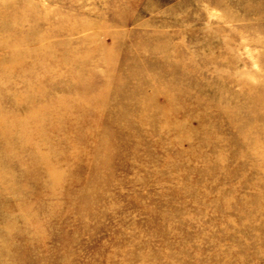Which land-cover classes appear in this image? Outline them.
Returning <instances> with one entry per match:
<instances>
[{
  "label": "rangeland",
  "instance_id": "obj_1",
  "mask_svg": "<svg viewBox=\"0 0 264 264\" xmlns=\"http://www.w3.org/2000/svg\"><path fill=\"white\" fill-rule=\"evenodd\" d=\"M0 120V264H264V0H0Z\"/></svg>",
  "mask_w": 264,
  "mask_h": 264
},
{
  "label": "bare ground",
  "instance_id": "obj_2",
  "mask_svg": "<svg viewBox=\"0 0 264 264\" xmlns=\"http://www.w3.org/2000/svg\"><path fill=\"white\" fill-rule=\"evenodd\" d=\"M6 125L8 126L9 124L8 123H5V122H3V121L0 120V135H1L0 139H4L5 136L7 137L12 132V129L13 128H10V127H13L12 124H11L10 127H7ZM44 136L47 139V136L46 135H44ZM38 158H39V156H38ZM47 160H48L47 158H45V159L42 160L44 162L43 163V166L45 167V169L48 172L49 176L52 177V178H54L53 176H56V174H55V172H53L49 168V166H47L48 165V161ZM2 170H4V169H1L0 168V174L2 173Z\"/></svg>",
  "mask_w": 264,
  "mask_h": 264
}]
</instances>
